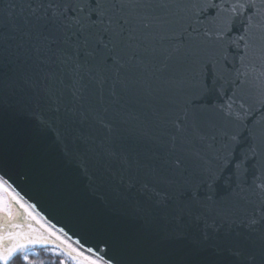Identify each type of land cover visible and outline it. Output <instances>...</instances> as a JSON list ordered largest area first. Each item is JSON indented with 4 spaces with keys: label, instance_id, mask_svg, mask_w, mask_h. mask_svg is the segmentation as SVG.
I'll return each mask as SVG.
<instances>
[{
    "label": "snow or ice",
    "instance_id": "1",
    "mask_svg": "<svg viewBox=\"0 0 264 264\" xmlns=\"http://www.w3.org/2000/svg\"><path fill=\"white\" fill-rule=\"evenodd\" d=\"M33 247L264 264V0H0V264Z\"/></svg>",
    "mask_w": 264,
    "mask_h": 264
},
{
    "label": "trees",
    "instance_id": "2",
    "mask_svg": "<svg viewBox=\"0 0 264 264\" xmlns=\"http://www.w3.org/2000/svg\"><path fill=\"white\" fill-rule=\"evenodd\" d=\"M51 247L52 245L50 244L48 246V249L50 250ZM33 248H34V253L29 254V259L36 262V264H40L41 261L45 262V264H51L53 260H56L58 264V260L63 258V257H53L50 254L49 250H45L41 247H33ZM13 264H22V261L17 259L13 261Z\"/></svg>",
    "mask_w": 264,
    "mask_h": 264
},
{
    "label": "water",
    "instance_id": "3",
    "mask_svg": "<svg viewBox=\"0 0 264 264\" xmlns=\"http://www.w3.org/2000/svg\"><path fill=\"white\" fill-rule=\"evenodd\" d=\"M38 211H41L42 213H44L45 215H47L49 218H52L53 221L55 222L56 220H58L59 218L55 216L54 213H52L46 205L43 204H39L38 205ZM59 226V225H58Z\"/></svg>",
    "mask_w": 264,
    "mask_h": 264
},
{
    "label": "rangeland",
    "instance_id": "4",
    "mask_svg": "<svg viewBox=\"0 0 264 264\" xmlns=\"http://www.w3.org/2000/svg\"><path fill=\"white\" fill-rule=\"evenodd\" d=\"M34 253V248H31L30 249V254H33Z\"/></svg>",
    "mask_w": 264,
    "mask_h": 264
}]
</instances>
